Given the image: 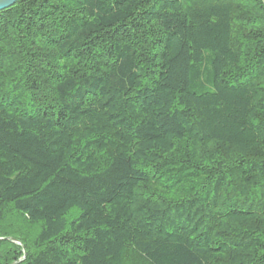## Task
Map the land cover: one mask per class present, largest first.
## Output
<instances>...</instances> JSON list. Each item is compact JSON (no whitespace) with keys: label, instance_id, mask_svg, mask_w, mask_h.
Returning <instances> with one entry per match:
<instances>
[{"label":"trees","instance_id":"16d2710c","mask_svg":"<svg viewBox=\"0 0 264 264\" xmlns=\"http://www.w3.org/2000/svg\"><path fill=\"white\" fill-rule=\"evenodd\" d=\"M0 224V264H264V0L1 11Z\"/></svg>","mask_w":264,"mask_h":264},{"label":"water","instance_id":"95a60500","mask_svg":"<svg viewBox=\"0 0 264 264\" xmlns=\"http://www.w3.org/2000/svg\"><path fill=\"white\" fill-rule=\"evenodd\" d=\"M19 0H0V12L6 9L11 8L16 4ZM11 242H14L12 239Z\"/></svg>","mask_w":264,"mask_h":264},{"label":"rangeland","instance_id":"374dc122","mask_svg":"<svg viewBox=\"0 0 264 264\" xmlns=\"http://www.w3.org/2000/svg\"><path fill=\"white\" fill-rule=\"evenodd\" d=\"M13 216L12 215H9V217H8V219L6 220V223L5 224H8V223H10V224H13V222H14V220H13V218H12ZM5 224H0V232L5 228ZM8 229L9 228H11L10 226H8L7 227ZM8 239H5V238H0V241H7ZM15 244H17V243H15ZM17 245H19V244H17ZM24 250H22V252H23ZM23 256L24 257H22V258H20L17 262H15V264H18L21 260H24V258H25V253H23Z\"/></svg>","mask_w":264,"mask_h":264}]
</instances>
